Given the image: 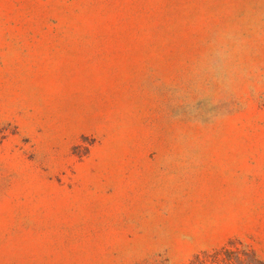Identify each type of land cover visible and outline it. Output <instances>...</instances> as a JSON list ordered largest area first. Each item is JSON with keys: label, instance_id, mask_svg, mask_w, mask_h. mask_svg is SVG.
<instances>
[{"label": "rangeland", "instance_id": "rangeland-1", "mask_svg": "<svg viewBox=\"0 0 264 264\" xmlns=\"http://www.w3.org/2000/svg\"><path fill=\"white\" fill-rule=\"evenodd\" d=\"M264 260V0H0V264Z\"/></svg>", "mask_w": 264, "mask_h": 264}, {"label": "trees", "instance_id": "trees-1", "mask_svg": "<svg viewBox=\"0 0 264 264\" xmlns=\"http://www.w3.org/2000/svg\"><path fill=\"white\" fill-rule=\"evenodd\" d=\"M150 264L171 263L157 261ZM178 264H264V260L243 241L231 239L220 248L196 253L187 263Z\"/></svg>", "mask_w": 264, "mask_h": 264}]
</instances>
